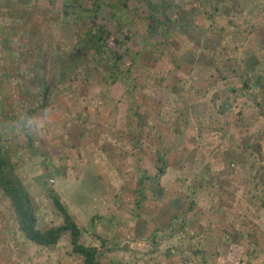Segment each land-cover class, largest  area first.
<instances>
[{
    "label": "rangeland",
    "instance_id": "obj_1",
    "mask_svg": "<svg viewBox=\"0 0 264 264\" xmlns=\"http://www.w3.org/2000/svg\"><path fill=\"white\" fill-rule=\"evenodd\" d=\"M92 1L0 0V139L38 229L55 194L97 264H264V0ZM0 264L83 258L0 190Z\"/></svg>",
    "mask_w": 264,
    "mask_h": 264
},
{
    "label": "trees",
    "instance_id": "obj_2",
    "mask_svg": "<svg viewBox=\"0 0 264 264\" xmlns=\"http://www.w3.org/2000/svg\"><path fill=\"white\" fill-rule=\"evenodd\" d=\"M67 4L69 5V2H67ZM75 4H77L76 0L74 3V7ZM97 6H99L98 0L92 1L90 10H96ZM84 28H88V30L83 34V40L78 41L75 39L76 44L79 48L76 53H83V48L86 50L88 48L89 51L95 50L97 52H100V46L105 42L103 41V36H105V34H108L105 27H87V25H85ZM82 42L85 43L83 48L81 46ZM75 56L78 57V55ZM121 57L122 55H118V60L121 59ZM160 173L164 174V170L162 169ZM0 190L10 200L14 213L17 216L20 231L30 242L38 246L54 247L59 243L62 235L66 232H69L71 235L73 252L83 258V264H97V249L88 248L81 244V230L74 222L72 216L68 212V209L63 205L57 195L53 194L52 200L54 202V205L60 211L64 218V225L57 228H51L45 232H42L38 229V220L35 211L32 208L30 194L18 178L13 163H11V161L5 157V151L1 139Z\"/></svg>",
    "mask_w": 264,
    "mask_h": 264
}]
</instances>
